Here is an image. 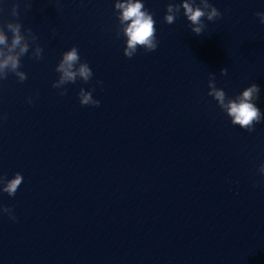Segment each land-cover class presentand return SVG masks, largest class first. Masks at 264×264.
Segmentation results:
<instances>
[{"label":"water","instance_id":"95a60500","mask_svg":"<svg viewBox=\"0 0 264 264\" xmlns=\"http://www.w3.org/2000/svg\"><path fill=\"white\" fill-rule=\"evenodd\" d=\"M15 2L0 0V21ZM124 2L21 0L24 55L4 29L0 60L19 56L27 79L0 71V209L16 218L0 210V264H264V0H209L221 16L200 35L182 7L165 22L182 0H141L158 46L132 58ZM72 47L76 82L54 88ZM212 74L226 103L259 86L254 131L208 95ZM81 89L100 105H81Z\"/></svg>","mask_w":264,"mask_h":264},{"label":"clouds","instance_id":"9594fccd","mask_svg":"<svg viewBox=\"0 0 264 264\" xmlns=\"http://www.w3.org/2000/svg\"><path fill=\"white\" fill-rule=\"evenodd\" d=\"M20 2L21 0H16L12 5L11 16L14 19L0 21V44L6 42L4 34V29L6 28L12 33L13 49L20 46V55H24L28 52V46L27 44L21 46L24 37L21 35L22 24L19 20L18 9L20 7ZM22 2L26 9H31L32 0H22ZM181 7L183 8V14L187 20L190 21L191 25H195V27L191 28V31L196 35H200L206 28L203 18H206L208 21H214L221 16L220 11L210 4L209 0H199V4H196L195 0H192V3H190L189 0H182V4L169 3L167 5L166 13L168 14L164 16L165 22L173 24L177 17L171 13H180ZM115 8L120 10L119 19L121 23L126 21L129 22L127 27L124 28V34L127 37V47L124 49V55L128 58H132L137 52V46H141L148 52L155 51L158 46L155 21L152 14L145 9L141 0H126L124 3H116ZM0 11H3V9L0 8ZM256 15L259 17L260 23L264 24V12H258ZM28 31L30 34L32 33L30 28ZM42 53L43 49L38 47L34 57L36 59H41ZM0 55H3V53H0ZM79 61L80 55L76 47H72L71 50L63 54L62 61L56 69L58 72L62 73V76L58 83L53 84L54 88H59L60 85L65 82H76L77 72L73 71V66ZM20 67V59L17 55H7L6 58L0 60V71L10 69L19 77V81L23 82L27 79V76L24 72L18 71ZM227 71V68H221L220 74L225 76L227 75ZM78 75L83 78L85 82H88L93 76V73L88 64L84 62L80 64ZM6 78L7 74L5 73L3 79ZM208 87L210 89L208 95L212 96L226 114L231 117V123L233 125H239L240 128L249 132L254 131V124L260 123L262 119L260 109L252 103L253 99H258V94L260 92L258 85L253 83L250 87L245 88L236 99H228L227 103L225 102L226 94L224 90L216 87L214 74H212V78L208 82ZM60 94H66V90L61 91ZM78 95L81 105H92L97 107L100 105L99 100L93 99L92 91L85 92L81 89ZM28 102L32 103L31 97L28 98ZM258 171L264 176V163L260 165ZM22 182L23 176L20 173H16L13 179L7 181L2 191L9 196H14ZM253 186L255 187L256 185ZM0 210L7 213L10 219H16L10 208L5 207Z\"/></svg>","mask_w":264,"mask_h":264}]
</instances>
